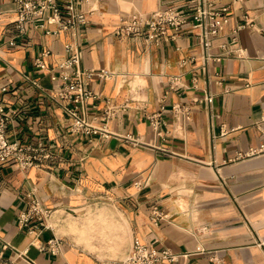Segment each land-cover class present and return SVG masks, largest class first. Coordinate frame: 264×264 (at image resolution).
<instances>
[{"label":"crops","instance_id":"crops-1","mask_svg":"<svg viewBox=\"0 0 264 264\" xmlns=\"http://www.w3.org/2000/svg\"><path fill=\"white\" fill-rule=\"evenodd\" d=\"M170 1L96 0L88 24L55 37L33 26L18 35L14 0H0V102L11 114L8 134L20 142L64 146L54 168L2 166L0 258L15 264H101L127 254L138 241L182 254L156 264H264V0L234 4L215 39L218 53L237 30L245 54L210 65V108L198 61L181 64L200 51L189 25L178 41L160 45L114 34L129 12L150 13ZM245 19L252 25L240 27ZM75 41L84 67L117 74L91 83L114 103L128 104L109 129L139 134L146 147L115 136L90 142L72 134L62 109L25 78L52 87L49 69L66 58L65 44ZM46 51L48 69L41 71L34 58ZM177 74L180 87L169 89V77ZM178 100L191 106V120L173 124L162 140L146 114L163 106L170 119ZM102 106H90L89 118L98 121ZM30 197L53 210L47 220L53 229L29 232L18 224ZM54 236L63 242L61 254L37 247Z\"/></svg>","mask_w":264,"mask_h":264},{"label":"built area","instance_id":"built-area-1","mask_svg":"<svg viewBox=\"0 0 264 264\" xmlns=\"http://www.w3.org/2000/svg\"><path fill=\"white\" fill-rule=\"evenodd\" d=\"M241 0H171L164 7L143 13L131 11L122 17L121 24L114 30L118 37L126 36L133 39H144L155 45L166 41H178L184 36L189 25L200 51L197 56H188L181 60L182 65L198 61V69L204 76L207 89L204 101L208 108L213 102V95L209 91L212 75L210 65L229 57H243L244 49L238 45L237 30L230 38L222 42L220 52H213L214 41L220 37L232 12L234 4ZM16 4V18L14 26L18 35L28 32L30 26L42 30L45 34L59 36L67 30L78 33L83 25L90 22L93 14L97 12L96 0H14ZM252 25L245 19L244 24ZM14 44V41H10ZM176 49L180 46L176 44ZM67 56L56 66L49 69L53 86L43 89L41 85L29 76L33 84L40 87L50 103L58 105L69 124V131L75 135H85L92 142L97 138L119 137L131 142L135 146H147L139 134H118L109 129L108 122L118 116V113L128 109L125 102L118 105L112 99L103 96L94 90L91 83L95 78L105 80L116 78L117 74L108 69L86 68L82 64V50L79 44L68 42L65 44ZM47 51L34 58V67L38 70L48 69L44 63ZM182 83L180 74L169 77V89H177ZM3 91L7 87H2ZM195 99H193L194 101ZM103 103L98 121L89 118L88 111L96 107V102ZM196 101V100H195ZM94 103V104H93ZM171 118L164 117V107L146 114L151 131L156 137L166 140L169 128L173 124L185 126L192 117V109L183 100L172 102ZM11 114L0 102V170L3 165L27 170L31 167L54 168L60 161V149L63 145L52 144L43 140L20 142L12 139L8 134V125ZM146 182L138 181L143 186ZM53 210L45 206L37 197H30L25 210L18 216V224L29 232H35L36 226L53 229L47 220ZM38 224L31 226V220ZM33 230V231H32ZM37 247L53 255L62 253L63 242L56 236L45 242H39ZM21 255H24L20 253ZM182 254L175 253L169 248H158L152 244L135 241L131 250L119 258L104 259L101 264H156L161 261L174 262ZM188 255V254H185ZM0 264H15L10 258H0Z\"/></svg>","mask_w":264,"mask_h":264},{"label":"rangeland","instance_id":"rangeland-1","mask_svg":"<svg viewBox=\"0 0 264 264\" xmlns=\"http://www.w3.org/2000/svg\"><path fill=\"white\" fill-rule=\"evenodd\" d=\"M89 211H91V209H89Z\"/></svg>","mask_w":264,"mask_h":264}]
</instances>
